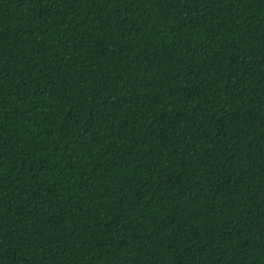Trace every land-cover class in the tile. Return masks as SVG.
<instances>
[{
	"label": "trees",
	"instance_id": "16d2710c",
	"mask_svg": "<svg viewBox=\"0 0 264 264\" xmlns=\"http://www.w3.org/2000/svg\"><path fill=\"white\" fill-rule=\"evenodd\" d=\"M0 264H264V0H0Z\"/></svg>",
	"mask_w": 264,
	"mask_h": 264
}]
</instances>
